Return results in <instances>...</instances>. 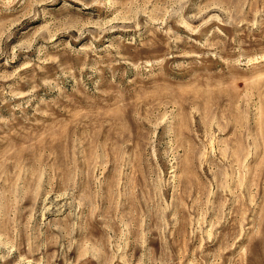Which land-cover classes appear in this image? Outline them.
<instances>
[{
    "label": "rangeland",
    "instance_id": "374dc122",
    "mask_svg": "<svg viewBox=\"0 0 264 264\" xmlns=\"http://www.w3.org/2000/svg\"><path fill=\"white\" fill-rule=\"evenodd\" d=\"M0 264H264V0H0Z\"/></svg>",
    "mask_w": 264,
    "mask_h": 264
}]
</instances>
